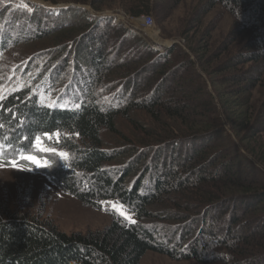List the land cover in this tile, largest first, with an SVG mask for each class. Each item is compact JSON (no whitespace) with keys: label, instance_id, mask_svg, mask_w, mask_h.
I'll list each match as a JSON object with an SVG mask.
<instances>
[{"label":"trees","instance_id":"trees-1","mask_svg":"<svg viewBox=\"0 0 264 264\" xmlns=\"http://www.w3.org/2000/svg\"><path fill=\"white\" fill-rule=\"evenodd\" d=\"M73 1L56 9V17L27 3L31 10L27 21L34 24L35 34L20 44L30 47L53 39L60 52L52 59L49 54L42 55V61L37 56L30 58L10 78L8 73L15 66L11 69L2 60L8 45L0 34V83L12 80L7 84H13L0 100V138L27 152L36 137L49 139L47 134L52 133L51 139H59L62 149L76 155L71 180L77 170L88 174L100 185L101 195L120 202L135 222L114 218L102 230L66 234L47 218L0 208V264H139L150 250L174 255L169 248H161L153 233L141 225L161 218L170 222L161 226L171 227L179 236L184 258L201 263L214 258L212 262L217 264H264V176L222 135L223 125L228 123L239 146L257 156L264 167V150L255 149V138L264 133V107L257 111L253 105L256 88L264 79V0L209 2L208 11L223 4L252 25L250 42L242 45L244 53L229 57L226 47L221 53L212 52L208 44L194 47L195 36L186 40L189 51L202 55L197 62L204 72L236 71L225 77L233 83L229 93L220 91L213 81L216 97L189 87L192 74H198L189 73L194 62L184 58L188 54L181 47L172 44L160 52L111 14L92 15L84 8L90 4L102 11L101 4L107 0ZM164 1L177 4L180 0H125L123 8L132 18H158ZM18 11H11L10 26H2L0 31L15 28ZM39 19L44 22H37ZM48 19L51 26L45 23ZM243 26L242 40L249 32ZM237 38L232 42L237 44ZM49 58L58 72L75 71L72 78L81 86L85 77L80 68L90 70L92 87L78 88L83 95L78 96V108H49L40 101L42 88L55 82L49 75L56 72L53 64L42 67ZM95 85L105 92H117L116 101L98 104ZM119 119L137 127V148L123 147L122 141V147H106L103 135L117 132ZM134 151L142 160L155 155L161 171L152 172L151 165L136 166L142 160ZM164 161L174 167L163 169ZM114 165L123 168L117 173L115 167L105 169ZM109 172L114 174L109 176ZM94 184L89 196L99 200Z\"/></svg>","mask_w":264,"mask_h":264},{"label":"rangeland","instance_id":"rangeland-1","mask_svg":"<svg viewBox=\"0 0 264 264\" xmlns=\"http://www.w3.org/2000/svg\"><path fill=\"white\" fill-rule=\"evenodd\" d=\"M210 1L211 0H180L177 4L164 1L161 4L159 17L155 18L153 15H150L152 19L150 26L144 24L142 19V17H144L143 15L132 18L125 14L123 8L125 0H107L101 4L102 11H95L90 4H84V8L92 15L97 13L100 14V16H109L111 14L116 22L122 24L125 28H130L140 33L148 44L155 47L160 52L172 44L181 47L182 50L188 54V58L187 56L184 58L194 62V67H192L194 70H191L189 73L195 72L198 74L196 77L192 74L193 76L190 78L191 83L189 87L192 90L201 89L202 93H209L216 97L213 81L217 83L220 91L224 90V92L229 93V90L233 87V83L226 80L225 77L227 74L228 76L235 74L236 71L219 75L204 72L197 62L199 61L198 57L202 55L199 52L198 55H196L189 51L186 40L195 36L192 43L194 47L201 49L208 44L212 52L221 53L223 48L226 47V55L230 54L229 57H231L236 56L238 53H244L245 50L242 45H246L247 42H244L246 40L248 43L250 42V30L253 29H251L252 25L245 21V19H242L235 9H230L223 4H217L208 11L207 9ZM27 3L41 6L44 11H49L50 14L53 12L51 16L49 15L50 17H56L57 14L54 13L56 9L67 7L75 2L73 0H0V28L6 25L10 26L13 20L11 11L14 12L19 9L18 12H20H15V14H17L15 28L0 31V34L4 36L6 44L8 45L2 60L9 63L11 69L12 66H15V68L12 69L13 72L10 69L12 73H8L9 78L16 73L15 70L20 68L22 64H26L30 58L37 56L36 59L42 61V59H40L42 55L49 54L52 59L60 52L58 44H56L53 39L43 44H35L30 47L20 44L21 42L23 43L24 38L31 37V33L35 34L34 24H29L27 21L26 15L31 14L30 7L27 6ZM37 22L43 23L44 20L39 19ZM45 23H47V26H51L52 20L48 19ZM243 24L249 29V32L243 34L245 37L244 40L239 37V33L242 31H240V29L244 27ZM2 36H0V38H3ZM236 36H238L237 44L232 42V39H235ZM53 62L54 61H50L49 58L44 61L42 67L48 68ZM247 64L242 66V68L245 69L248 66ZM53 68L56 72L53 74L49 72V75H52L51 79L55 80V82H53L48 89L42 88V103L48 105L54 102L51 108L74 107L78 101V96H83L82 91H79L78 88L80 87V89L84 91L85 86H88L89 89L92 87L93 81L91 80L90 70L80 68L86 80H84L81 86L77 80L72 78L75 71L67 69L65 72L63 70L58 72L54 64ZM207 71L210 72L209 70ZM9 81L12 80L0 83V89H2L3 94L13 85H8L7 83ZM61 95L64 96V99L59 101L58 99ZM93 95L99 97L100 101H98V104L105 105L109 100L113 101L114 99V101H116L117 98L115 97L118 93L114 91L111 93L105 92L98 85H95L93 86ZM254 97L253 105L255 110L258 111L259 107H264V79L258 88H256ZM261 121H264V118H262ZM222 123L224 124V121ZM223 127V137H225L229 143L234 142L241 152L245 154L247 160L250 161L249 164L251 165L252 163L264 176V167L260 166V161H258L259 158H257V156H251L239 146L237 141L238 138L230 131L228 123H225ZM135 129H137V127L130 122L119 119L117 132L103 135L106 147H122V145L119 144L120 141H122L125 143L123 147H129L131 150L137 148V143L134 140L139 135V131ZM135 132L138 135L135 134ZM54 137L58 138L55 134ZM258 137L259 138H255L258 139L255 144V149L258 147L264 150V133ZM8 141L9 139L0 138V208H6L10 212L19 214L25 213L29 216L47 218L53 222L58 230L66 234H84L90 231H99L109 225L114 218H119L125 222H135L132 213L128 212L120 202L109 199V197H106L107 195H101L98 190V188L100 189V185H95V180L93 178L91 179L88 174L86 175L81 170H77L74 172L75 178L71 180L70 171L74 169L71 165L73 160L76 159V155L72 151L62 149V141L60 142L59 139L41 141V147L45 149H54L52 152L41 151L35 142L32 151L25 155L19 154L16 146H10ZM227 143L221 142L220 144L228 145ZM60 152L66 153V157H60L58 155ZM133 154L137 155L138 159L141 158L136 151H134ZM28 155L35 156L41 161V164L36 165L32 163V161L24 159V157ZM44 161H47L46 165L43 163ZM159 162L160 161H157L155 158V155L151 159H149V155H147L144 160L136 162L135 165H143L142 168L151 165L152 172L153 170L161 171V164H159ZM112 167L116 168L115 173H117L123 168V165L106 166L105 169L108 170ZM173 167L172 164L170 165L165 161L162 164L163 169L170 170ZM58 172L65 174H60ZM261 173L259 174L262 176ZM108 174L112 176L114 173L109 172ZM143 174L144 171H141V175ZM86 184L88 187H86ZM93 184L94 187L97 188L95 194L99 200H93L89 196L91 194L89 189L93 187ZM72 190L81 195H87L89 200L79 198L75 193H72ZM142 192L144 195L143 189ZM113 205H115V207H113ZM117 209L123 211L125 216H121L120 211H117ZM164 223L168 225L170 222L161 218L154 219L153 222L141 223V225H145L148 230L153 233L155 242L159 244L161 248H169L174 255L150 250L145 253L139 264H217L216 262H212L214 258H206L207 262L204 263L184 258L185 249L178 243L179 236H176V231L172 230L171 227H162L161 225ZM185 229H187V227ZM182 235L183 233H181L180 236ZM176 249H178L177 252Z\"/></svg>","mask_w":264,"mask_h":264},{"label":"snow or ice","instance_id":"snow-or-ice-1","mask_svg":"<svg viewBox=\"0 0 264 264\" xmlns=\"http://www.w3.org/2000/svg\"><path fill=\"white\" fill-rule=\"evenodd\" d=\"M2 99H3V93H2V89H0V100H2ZM53 104H54V102H53ZM53 104H48L46 106L49 107V108H51L53 106ZM76 107L78 108L79 105H76ZM13 115L15 116V114H13ZM0 127H2V125H0ZM47 135H48V138L51 139V137H52L53 134L52 133H48ZM55 135L57 137H59V133L58 132L55 133ZM36 145H37V147L41 151H49V152L54 151V149H45V148L41 147V138L40 137H36ZM58 155L60 157H66L67 154L64 153V152H60V153H58ZM24 159H27L29 161H32V163H34L36 165H40L41 164V161L38 160L35 156H32V155H28V156L24 157ZM43 163L46 165L47 164V161H44ZM113 207H115V205H113ZM117 211H120V210L117 209ZM120 215L121 216H125V213L123 211H120Z\"/></svg>","mask_w":264,"mask_h":264},{"label":"built area","instance_id":"built-area-1","mask_svg":"<svg viewBox=\"0 0 264 264\" xmlns=\"http://www.w3.org/2000/svg\"><path fill=\"white\" fill-rule=\"evenodd\" d=\"M142 19H143V22H144V24L146 25V26H150L151 25V23H152V19H151V17L150 16H144V17H142Z\"/></svg>","mask_w":264,"mask_h":264},{"label":"bare ground","instance_id":"bare-ground-1","mask_svg":"<svg viewBox=\"0 0 264 264\" xmlns=\"http://www.w3.org/2000/svg\"><path fill=\"white\" fill-rule=\"evenodd\" d=\"M207 253V252H206ZM207 255V254H206Z\"/></svg>","mask_w":264,"mask_h":264}]
</instances>
